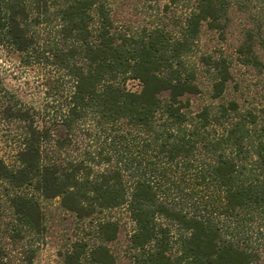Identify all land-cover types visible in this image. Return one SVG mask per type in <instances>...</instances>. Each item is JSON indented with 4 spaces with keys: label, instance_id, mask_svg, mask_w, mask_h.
<instances>
[{
    "label": "trees",
    "instance_id": "obj_1",
    "mask_svg": "<svg viewBox=\"0 0 264 264\" xmlns=\"http://www.w3.org/2000/svg\"><path fill=\"white\" fill-rule=\"evenodd\" d=\"M163 9L127 32L109 0H0V45L54 83L38 106L0 92L19 127L0 155V264H38L52 199L94 234L62 264L114 263L117 208L132 264H264V0ZM203 28L230 51L200 52Z\"/></svg>",
    "mask_w": 264,
    "mask_h": 264
},
{
    "label": "rangeland",
    "instance_id": "obj_2",
    "mask_svg": "<svg viewBox=\"0 0 264 264\" xmlns=\"http://www.w3.org/2000/svg\"><path fill=\"white\" fill-rule=\"evenodd\" d=\"M114 26L127 32L138 31L143 26L148 27L163 9L167 0H109ZM165 17L169 15L163 13ZM229 52L226 44L217 42L214 33L203 28L198 39L200 52L209 53L218 48ZM242 72V70L240 71ZM52 70L43 63L31 61L24 63L22 55L8 46L0 45V92L8 91L23 102L33 106L45 102L46 92L51 90L53 83ZM140 87L136 79L126 81V88L135 91ZM205 94V93H204ZM202 98L200 102H203ZM1 100V99H0ZM19 127L16 123L5 124L0 121V155L7 162L14 159L17 142L15 134ZM46 215V230L37 253L38 264H62L61 253L71 242L78 239L92 241V226L81 221L68 212L60 209L57 199L43 202ZM117 219L119 229L114 240L106 242V246L114 256L113 264H132L133 249L130 248L129 238L133 223L123 208L106 212Z\"/></svg>",
    "mask_w": 264,
    "mask_h": 264
}]
</instances>
